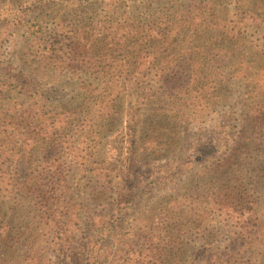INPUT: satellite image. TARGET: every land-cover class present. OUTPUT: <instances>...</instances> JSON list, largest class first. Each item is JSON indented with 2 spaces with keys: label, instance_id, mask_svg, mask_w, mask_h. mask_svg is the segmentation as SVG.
<instances>
[{
  "label": "rangeland",
  "instance_id": "obj_1",
  "mask_svg": "<svg viewBox=\"0 0 264 264\" xmlns=\"http://www.w3.org/2000/svg\"><path fill=\"white\" fill-rule=\"evenodd\" d=\"M0 264H264V0H0Z\"/></svg>",
  "mask_w": 264,
  "mask_h": 264
},
{
  "label": "trees",
  "instance_id": "obj_2",
  "mask_svg": "<svg viewBox=\"0 0 264 264\" xmlns=\"http://www.w3.org/2000/svg\"><path fill=\"white\" fill-rule=\"evenodd\" d=\"M60 219H65V216L63 213H61V215L59 216ZM62 234V233H61Z\"/></svg>",
  "mask_w": 264,
  "mask_h": 264
}]
</instances>
